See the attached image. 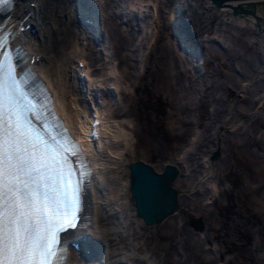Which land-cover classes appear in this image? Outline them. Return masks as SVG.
<instances>
[{"label":"rangeland","instance_id":"1","mask_svg":"<svg viewBox=\"0 0 264 264\" xmlns=\"http://www.w3.org/2000/svg\"><path fill=\"white\" fill-rule=\"evenodd\" d=\"M129 2L92 0L86 5L99 8L94 9L104 44L94 46L93 39L81 36L84 46L66 63L67 96L82 114L90 111L77 78L82 69L77 62L87 59L84 69L106 84L102 89L100 84L94 86L97 105L90 97V106L105 113L100 123L106 150L121 151L124 159L128 157L129 143L112 145V134L122 129L129 134L135 152L123 167L115 169L111 183L129 179L126 165L133 154L158 170L164 162L179 158L182 170L175 182L182 189L181 206L188 215L176 210L155 226L144 224V220L139 223L134 215L136 221L127 225L129 207L134 206L129 194L131 205L128 201L110 209L111 216L100 212L98 223L110 230L105 242L110 260L122 256L118 264H264L263 32L248 19L209 0H145L153 2L159 13L154 27L149 28V11L129 14ZM70 12L68 18L84 31L86 25L74 9ZM168 14L179 20V30L191 39L196 56L178 49L179 40L166 22ZM126 28L131 32L122 57L112 46ZM88 51L97 55H93L95 60ZM166 52L170 65L163 59ZM109 66L116 67L115 74L108 71ZM221 107L227 110L218 112ZM215 150L220 155L213 158ZM193 219L201 220L202 229L195 227ZM114 223H121V228L114 229ZM162 243L163 253L154 261L156 255L151 250L155 247L158 252Z\"/></svg>","mask_w":264,"mask_h":264},{"label":"bare ground","instance_id":"2","mask_svg":"<svg viewBox=\"0 0 264 264\" xmlns=\"http://www.w3.org/2000/svg\"><path fill=\"white\" fill-rule=\"evenodd\" d=\"M127 1L128 0H125V3ZM228 1L231 4L240 5L242 9H248V10L252 9L253 12L256 13V15L258 17H260V21H259L260 24L259 25L263 27L261 29V31L264 34V31H263L264 30V0H253V1H255L254 4L250 3L251 0H228ZM90 2H92V0H15V2H14L15 4L13 6H11L10 10H8L6 12L5 17L7 16V24H10V25H12V23L17 25L18 22L24 17H27L28 21L33 22L32 25L35 27V30L34 31H30V30L22 31V33L20 35H18L15 42L16 43H19V42L22 43V46H24L26 51H28V56H30V55H34V56L38 55L39 56L38 59H35L36 61H35L34 65H35V67H37L39 69L40 74H42L44 76V78H46L48 80V83H50L51 87L54 89L55 97H56L55 102H56V106L58 107V110L62 111L63 115L65 116V120H67L68 124L72 127L76 136H78V138L81 139V141H82L81 143H83V146L86 147V151L88 152V157L90 158V161H92V166H94L93 173H91V175H90L91 177L88 179L87 189H86V191H87L86 200H85L86 201V204H85L86 207H85L84 211L87 214L86 215L87 216L86 217L87 222H86V225H85L86 227L84 228V230H86V233H88V235H89V237L87 239L88 244L92 247V249H95L96 255L95 254L94 255L88 254L87 252L78 253L77 251H75V252L73 251L70 253V257L68 260L69 264H115L116 262L118 264L120 262L119 260L122 261V259H123L122 256L117 258V261L115 259L110 260V257H109L110 254L108 252L110 247H108L107 243H105L107 240V234L110 232V230L107 227L102 228L103 226H100V224L98 222H99L100 212L102 210L104 212H106V214L108 216H111L110 214L112 212L108 213V211L110 209H113V211H114V209L115 210L118 209L121 204L123 205L124 203H126L125 205H127L128 201L130 200V197H129L130 192H129V187H128L129 179L128 178H126V179L121 178V180L115 181V184H112L111 182H113V179L111 180L110 178L112 176H114L115 172H117L115 169L123 167V165L125 164L126 160L130 156V154L132 152L135 153L134 149H133L134 147H131L132 143L130 141V138H128L129 134L123 132V130L120 129V130H117L115 132V134L111 133L115 138V140H113V142H112V145L117 147V145L122 144L124 142L129 143L130 146L128 145V148L130 149L131 153L128 155V157L126 159H124V154L121 151L117 152V151H114V149L111 152L107 151L105 148L106 140H105V138L102 139L103 138L102 133L104 131L102 130V126H101L102 124L101 123L98 125L99 126L98 129L101 132L100 138L97 139V142H92L93 140H91V138L89 137V133L92 129V127H91L92 122L91 121L93 118L92 113H91V109L89 112H84L85 114H82L81 113L82 109H78L77 107H75V105H72L73 104L72 98L70 96H67V93H69L68 92L69 86H67V82H68L69 78L67 76V73L69 71L67 70L66 63L68 62L69 57L72 58V56H74V54H76L79 51L78 48L84 46V45H81L82 43H81V41H79L81 39V36L82 37L84 36L83 38L89 37V39H91V40L93 39L94 40L93 43L95 45L94 44H92V45H94V46L104 44L103 38H102L103 36L101 35L102 33H99L97 31L98 28L99 29L101 28L100 20L98 19L99 14H97V12H96L97 10H95L97 8V6L94 7L95 9L91 8V6H90V9H89V7L87 8V6L90 4ZM65 3H66V5H65ZM222 6L228 7V5H226V4L222 5ZM122 8H124V11L127 10V8H129V14H137V15L139 13L144 14V13H147V11H149V14L151 15L150 17H148V19H149L148 24H150L149 28L154 27L155 24L153 22H154V20H156L155 18L158 19V14H159L157 11L158 8L155 4H153V2H146L145 3V0H130L127 8L124 6H122ZM228 8H230V7H228ZM70 9L71 10L74 9V12H76V16L80 15V17L77 16V18L80 19V22H82L83 25H86L85 30H87V31H85V30L79 31L78 26H76V23L74 21H72L71 18L70 19L68 18L69 13L70 14L72 13V12H70ZM97 9H99V8H97ZM132 10H135V13H132ZM236 15L240 16L241 14H235V16ZM124 16L128 17L127 15L123 14V17ZM241 16L243 18L248 17L249 19L255 18V16L253 14H251V12H250V14H246V13L242 14ZM172 17L173 16L171 14H168L166 22L169 23L170 26H172L170 30L174 33L176 31H179L180 25H178V23L172 24L171 23ZM86 18H89L88 19L89 21L86 20ZM130 32L131 31L128 30L127 28L123 31L121 30V32L119 33L118 42H116V40L113 39V40H115L114 42H116V43H114V44L112 43L113 44L112 47H114L113 51L117 55L119 54V56H122V54H123L122 48L124 47L126 40L129 38ZM172 36L175 38L174 35H172ZM179 37H183V36L180 34ZM83 40L85 42V39H83ZM88 43H90V42H88ZM92 45H90V46H92ZM85 47H86V45H85ZM105 47H106V44H105ZM125 47L127 48V46H125ZM82 49H80V50H82ZM178 49H180V47ZM83 50H85V49H83ZM85 51H84V53H85ZM79 53H80V51H79ZM84 53H82V54L84 55ZM90 55L95 56L96 54L90 53ZM84 56H86V55H84ZM94 56H93V59H94ZM163 56H164L163 59L165 60L164 62H166V60H167L169 62L168 64L170 65L171 60L167 59L168 58L167 52ZM84 60H87V59L84 58ZM172 62H174V60ZM252 62H255V60ZM254 64H256V63H254ZM109 67L110 68L108 71L115 74V68L116 67L115 66H109ZM84 68H85V64H84V66H82L81 70L85 71V74H86L85 79L87 80V83H86L87 84V92L89 93V96H91L94 105H97V103H98L97 97H96L97 93L96 92H95V94L93 93L94 86L99 87L98 84H100V87L102 86V87L106 88V84L102 81H97L96 78H93V76L88 73V69H84ZM88 68H89V66H88ZM81 70H80V72H81ZM168 70L169 69H167L166 71H168ZM236 73H238V72L236 71ZM167 79L169 80L168 81V84H169V82L171 81V76L169 75L168 78H166V80ZM72 81L69 82V85H70V83H72ZM116 84H118V83L113 82L114 86H116ZM75 86H78V85H75ZM82 89H83V84H82ZM70 90H72V89H70ZM73 92H75V91H73ZM84 93H85V90L83 89V94ZM75 95H74V97H75ZM75 100H77V99H75ZM75 103H76V101H75ZM77 105H78V103H77ZM242 106H243V104H242ZM88 107L90 108V104L88 105ZM223 110H227V109L221 107V109L218 110V112H223ZM92 111H93V109H92ZM94 111L98 115L97 117H99V118L103 117L102 114L104 112L101 111V109L99 107L94 106ZM234 112H232V113H234ZM229 119H230V117H229ZM108 121H110V120H108ZM105 128H106V126H105ZM113 131H114V129H113ZM113 136H111V139ZM105 137L107 138V135ZM210 141H211V139H209L208 144L210 143ZM207 147H208V150L211 148V147L209 148V146H207ZM136 158H138V157L135 154H133L132 158L130 157L131 161L133 159H136ZM205 159L207 161L208 157L206 156ZM177 161H179L178 158L175 162L177 163V165L181 171L182 170L181 164ZM128 164L126 165L127 166L126 168H128ZM117 175H118V173H117ZM122 176L123 175H121V177ZM176 179L177 178L174 179L173 185L178 187L177 182H175ZM110 184L112 186H110ZM118 184H119V187H118ZM214 184L215 183H212L213 187H214ZM179 190L181 191L182 189L179 188ZM118 192L121 193L122 196L118 197V195H119ZM123 194H125V196H124L125 199L123 197ZM178 196H179L178 197L179 203H178L177 211H180L181 215H186L187 214L186 210H184L183 206H181L182 205L181 204V202H182L181 201V193H179ZM122 198H123V200L119 202V200H121ZM129 203H130V205L132 204L131 201H129ZM133 204H134V202H133ZM130 209H131V213H128V216L125 219V220H127V225H129L130 222L134 223L136 221L135 216H134V215H136L135 207L131 206V207H129V210ZM195 218H197V217H195ZM136 219L139 221V223L142 222V218L139 217L138 215H136ZM117 224L118 223H116V224L114 223V225H115L114 229L117 228V230H118L121 228L122 224L120 223L119 226ZM131 231H132V229H131ZM164 245H165V243H162V245L158 246V252H157V248H155V247H153V249L151 250L152 253H154L156 255V258L154 261H156L158 259V256L163 253L162 250L165 248Z\"/></svg>","mask_w":264,"mask_h":264},{"label":"snow or ice","instance_id":"3","mask_svg":"<svg viewBox=\"0 0 264 264\" xmlns=\"http://www.w3.org/2000/svg\"><path fill=\"white\" fill-rule=\"evenodd\" d=\"M0 55V264H57L61 233L77 227L71 149L33 126L11 53Z\"/></svg>","mask_w":264,"mask_h":264},{"label":"water","instance_id":"4","mask_svg":"<svg viewBox=\"0 0 264 264\" xmlns=\"http://www.w3.org/2000/svg\"><path fill=\"white\" fill-rule=\"evenodd\" d=\"M217 6L228 5L238 14H253L258 27L260 17L252 9H242L240 5L231 4L228 0H211ZM251 0L250 3L254 4ZM264 31V30H263ZM219 153L216 152L213 157ZM129 192L133 196L136 215L144 220V224L156 225L168 215L178 209V194L181 193L178 187L173 185L174 179L179 174V167L174 163H167L162 170L155 169L154 165L141 158L133 159L128 164ZM198 228H202L200 219L192 220Z\"/></svg>","mask_w":264,"mask_h":264}]
</instances>
